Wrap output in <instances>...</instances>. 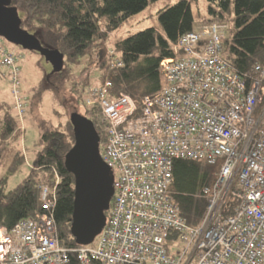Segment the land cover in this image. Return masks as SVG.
Here are the masks:
<instances>
[{"label":"built area","instance_id":"obj_1","mask_svg":"<svg viewBox=\"0 0 264 264\" xmlns=\"http://www.w3.org/2000/svg\"><path fill=\"white\" fill-rule=\"evenodd\" d=\"M228 26L203 20L182 33L177 55L161 61L164 85L140 101L113 95L109 79L83 89L84 105L99 107L101 155L114 174L106 224L92 243L61 242L53 212L61 175L53 167L55 182L41 185V210L0 226V264H264V65H253L248 85L223 55ZM108 61L109 68L123 63L114 49ZM0 73L24 126L29 95L19 55L2 36ZM177 158L220 162L203 188L209 204L199 226L188 224L170 190ZM234 181L240 200L225 216Z\"/></svg>","mask_w":264,"mask_h":264},{"label":"trees","instance_id":"obj_2","mask_svg":"<svg viewBox=\"0 0 264 264\" xmlns=\"http://www.w3.org/2000/svg\"><path fill=\"white\" fill-rule=\"evenodd\" d=\"M149 1L12 0V5L26 15L22 18V26L36 33L45 46L60 50L65 62L60 71H55L51 66L46 78L28 97L25 117H29V114L37 117L40 149L23 180L13 189L6 190L7 176L4 175L0 184V226L11 228L20 218L41 210V185L43 181L55 182V167L61 175L53 210L60 240L67 245H82L75 240L70 229L75 176L65 163V155L75 143L71 113H81L91 119L102 142L106 136L101 127L103 122L99 107L83 104L79 85L85 79L76 78L70 86H65V74H69V62H78L80 55L90 47H96L97 66L103 70L102 81L109 79L112 82L113 95L124 92L138 101L162 88L165 77L161 61L177 55L174 45L178 37L191 30L198 21L232 18L233 31L223 38V55L239 73L246 75L248 85L256 76L253 65H264V0H233V3L232 0H208V16L200 20H196L194 14V0H178L159 11L162 32L150 26L112 39L113 49L123 63L119 67L109 68V56L107 58L103 53L102 42L121 30L122 22L144 9ZM62 87L71 94L74 110L67 114L65 109L55 108L56 118H44L41 106L46 92L55 88L59 96ZM62 97L65 99V95L59 99L61 104ZM21 123L14 100L0 99V161L6 159L9 163L7 174L14 173L25 160V148L20 141L23 134ZM219 166L220 162L210 164L198 158L174 160L170 190L181 215L191 226H199L206 217L209 200L203 188L215 181ZM240 191L234 181L222 206V215L234 211L240 200ZM109 210L110 207L105 211L107 217ZM174 236L170 234L169 238ZM71 264L79 262L74 258Z\"/></svg>","mask_w":264,"mask_h":264},{"label":"water","instance_id":"obj_3","mask_svg":"<svg viewBox=\"0 0 264 264\" xmlns=\"http://www.w3.org/2000/svg\"><path fill=\"white\" fill-rule=\"evenodd\" d=\"M11 2L0 0V35L24 49L40 52L55 71H60L64 54L45 46L36 33L25 29L19 9ZM70 118L75 133V143L65 155V163L75 176L70 229L78 243L89 244L106 224L105 211L114 194V175L101 155V139L94 122L77 112L71 113Z\"/></svg>","mask_w":264,"mask_h":264},{"label":"rangeland","instance_id":"obj_4","mask_svg":"<svg viewBox=\"0 0 264 264\" xmlns=\"http://www.w3.org/2000/svg\"><path fill=\"white\" fill-rule=\"evenodd\" d=\"M178 0H150L148 5L141 11L130 15L124 22L121 24V30L114 32L111 38L105 42H102L104 45L103 53H106L107 58L110 53V49H113V40L116 37H119L121 34L125 35L129 32H133L145 27H155L158 31L162 32L161 22L159 19V11L167 5L173 4ZM233 3V0H232ZM208 0H194L192 2V7L196 20H200L208 16L207 12ZM22 18H25L26 15H23V12H19ZM229 26L226 32V36H230L233 31V21L231 17H226L225 19ZM113 39V40H112ZM112 40V41H111ZM7 43L10 47L15 48L19 55V64L22 67L21 80L22 87L24 92L31 96L36 88L39 85V82L50 72L52 69V64L48 62L44 56L35 50L24 49L22 46L11 43L7 40ZM103 49V47L101 48ZM96 47H90L84 54L80 55L78 62H69V74H65V86H70L71 82L76 80L85 79L80 83L81 90L87 89L89 86H95L102 83V74L103 70L101 67L97 66ZM118 55V52H115V56ZM84 71V72H83ZM67 75V76H66ZM64 77V78H65ZM165 82V81H164ZM10 82L7 77L3 76L0 73V99H10ZM60 94L65 95L63 99V104L60 100L61 95L58 96V90L51 88L50 91L46 92V95L43 99L41 106L42 115L45 117H53L56 115L54 109L60 108V110L65 109L66 113L69 114L74 109L72 103L71 94L64 87L61 88ZM83 100V99H82ZM84 104V102H83ZM55 117V116H54ZM56 118V117H55ZM24 121V126L21 123V128L23 129V134L20 137L21 144L23 149L25 148V160L21 162L17 167V170L12 174H7L8 165L7 160L4 159L0 161V184L4 175L6 178V190L13 189L17 184H19L27 171L31 168L33 160L37 154V150L40 149L39 144V126L37 125L38 120L34 115L29 114L24 115L22 118ZM177 247H181V242H175ZM176 249V248H175ZM174 249V250H175Z\"/></svg>","mask_w":264,"mask_h":264}]
</instances>
